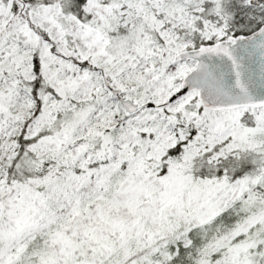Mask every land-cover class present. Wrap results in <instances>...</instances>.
Returning <instances> with one entry per match:
<instances>
[{"label":"snow or ice","instance_id":"obj_1","mask_svg":"<svg viewBox=\"0 0 264 264\" xmlns=\"http://www.w3.org/2000/svg\"><path fill=\"white\" fill-rule=\"evenodd\" d=\"M0 264H264V0H0Z\"/></svg>","mask_w":264,"mask_h":264}]
</instances>
